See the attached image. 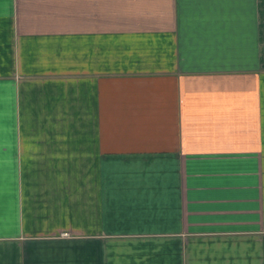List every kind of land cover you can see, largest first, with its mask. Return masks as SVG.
I'll return each mask as SVG.
<instances>
[{
    "label": "crops",
    "instance_id": "1",
    "mask_svg": "<svg viewBox=\"0 0 264 264\" xmlns=\"http://www.w3.org/2000/svg\"><path fill=\"white\" fill-rule=\"evenodd\" d=\"M0 264H264V0H0Z\"/></svg>",
    "mask_w": 264,
    "mask_h": 264
}]
</instances>
